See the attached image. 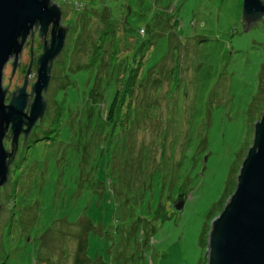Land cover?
<instances>
[{"label":"rangeland","instance_id":"1","mask_svg":"<svg viewBox=\"0 0 264 264\" xmlns=\"http://www.w3.org/2000/svg\"><path fill=\"white\" fill-rule=\"evenodd\" d=\"M55 1L59 121L0 187V264H207L264 105V16L242 31L243 0Z\"/></svg>","mask_w":264,"mask_h":264},{"label":"water","instance_id":"2","mask_svg":"<svg viewBox=\"0 0 264 264\" xmlns=\"http://www.w3.org/2000/svg\"><path fill=\"white\" fill-rule=\"evenodd\" d=\"M59 16L60 9L49 5L48 0H0V81L8 55L18 49V35L36 19L45 31L48 22L53 18L57 20ZM263 16L264 0H243L241 18L248 26H242V31L252 27ZM64 38L65 30L60 28L40 58L29 124L43 113L45 104L41 92L47 88L50 77V67L46 64L61 51ZM24 104L25 95L21 89L18 97L5 108L0 89V187L8 180L10 166L2 144L3 122H12L15 138L21 126ZM259 114V119L253 123L251 145L236 175L234 191L211 221L205 252L207 264H264V105ZM174 205L179 211L181 200L178 199Z\"/></svg>","mask_w":264,"mask_h":264},{"label":"flooded vegetation","instance_id":"3","mask_svg":"<svg viewBox=\"0 0 264 264\" xmlns=\"http://www.w3.org/2000/svg\"><path fill=\"white\" fill-rule=\"evenodd\" d=\"M48 4L56 5L60 9L59 18L57 20L51 19L45 31L42 30L39 20L36 19L24 32L20 33L17 37L18 49L8 55L1 72L0 89L2 93V105L4 107L8 106L13 99L18 97L21 89H23L25 95V104L21 110V126L15 138L11 127L12 122H3L2 144L8 154L9 172L13 162L19 155L23 156L27 154L33 145L36 146L38 143L43 144L45 140L53 139L51 137L52 134H56L54 124L58 120L57 104L53 111V116L56 114V120L52 116L53 119H50L48 122L47 93L51 84L54 66L59 62L64 51L66 37L70 32V25L66 21H63L62 8L56 1L48 0ZM242 23L247 28L248 25L243 18ZM60 28H64L65 30L64 44L61 51L52 59H49L46 64L50 67V77L47 88L41 92V97L45 104L44 110L40 117L34 120L32 124H29L28 117L30 116L31 105L36 96L33 85L39 75L41 67L40 58L46 47L50 46L52 37L57 34Z\"/></svg>","mask_w":264,"mask_h":264},{"label":"trees","instance_id":"4","mask_svg":"<svg viewBox=\"0 0 264 264\" xmlns=\"http://www.w3.org/2000/svg\"><path fill=\"white\" fill-rule=\"evenodd\" d=\"M139 59H141L140 60V62H139V64H138V70H137V72L138 73H134L132 76L129 74L128 76L130 77L131 76V78L129 79H127V83H129V85L130 86H132L133 85V83H138V81L140 80V78H139V73H140V71H141V69H142V65H143V61H144V56H142V57H140ZM136 78V79H135ZM120 93H117V90H115V92L113 93V98H112V100H111V103H110V106H109V109H108V114H107V118H108V120H106V123L107 122H112L113 121V118H111V113H112V110H113V108H114V106L118 103V105H120L121 104V101L123 100V96L122 95H119ZM117 99L119 100V102L117 101ZM111 119H112V121H111ZM59 121V120H58ZM115 121V120H114ZM64 127L63 128H65L66 130L72 125V122H70L69 120H68V118L64 121ZM203 157V156H202Z\"/></svg>","mask_w":264,"mask_h":264}]
</instances>
